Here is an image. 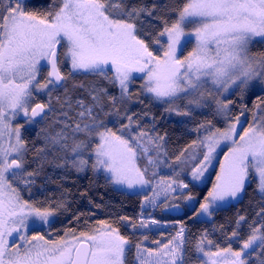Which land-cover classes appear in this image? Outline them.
<instances>
[{"label":"snow or ice","instance_id":"6c2138e0","mask_svg":"<svg viewBox=\"0 0 264 264\" xmlns=\"http://www.w3.org/2000/svg\"><path fill=\"white\" fill-rule=\"evenodd\" d=\"M190 38L195 44L183 55ZM258 43H264V0H53L50 5L0 0V264H187L184 222L166 243L151 245L147 235L133 243L103 220L92 234L82 232L71 240L50 243L39 233L29 238L25 230L50 227L70 205L66 189L47 199L46 207L24 200L21 192H31L47 165L60 170L56 178L46 177L58 189L73 173L103 172L107 182L128 189L151 186L141 208L156 207L161 192L188 184L171 177L157 181L150 169L170 167L179 176L190 167L192 180L199 181L222 142L231 147L193 218L211 219L218 202L238 200L252 176L258 178L261 200L251 221L238 214L230 233L224 225L214 229L224 234L222 242L205 230L192 248L199 264H264V100L241 134L237 126L243 122L239 115L231 117L233 101L227 99L237 89L243 97L255 82L264 84V53L251 50ZM133 72L144 74L141 95L167 105L165 112L191 118L196 110L209 109L227 127L216 128L213 119L201 121L192 129L196 139L170 161L168 133L158 131L157 117L128 106L134 99ZM75 73L102 77L120 94L93 83L74 85L73 91L84 92L73 95L66 84ZM61 88L63 97L56 95ZM42 95L48 99L36 102ZM245 111L242 107L240 115ZM30 126H41L31 141L25 135ZM141 160L147 161L143 168ZM120 220L134 230L159 225L154 219Z\"/></svg>","mask_w":264,"mask_h":264},{"label":"trees","instance_id":"16d2710c","mask_svg":"<svg viewBox=\"0 0 264 264\" xmlns=\"http://www.w3.org/2000/svg\"><path fill=\"white\" fill-rule=\"evenodd\" d=\"M39 2L44 5H50L53 3V0H39ZM149 2H151V0H149ZM164 2H167V0H164ZM176 2L182 3V0H176ZM187 50L188 46L184 49V52ZM252 52L255 51L252 50ZM44 72L41 81H43ZM64 72L67 73V71ZM109 75L111 76L112 73L109 72ZM132 76L133 79L130 83V90L134 99L127 102L128 106L131 112H149L151 115L157 117L158 131L162 133L166 131L168 133L167 147L169 151V160H171L174 155L178 154L182 148L190 144L192 140L196 139L197 133L192 131V129L201 121L213 119L216 128H223V122L219 117L213 118L209 109L196 111L191 118L181 117L179 119L167 120L168 118H166L165 115L167 114L168 116V113L165 114L162 105L154 101L151 95L146 92L141 95V85L144 83V74L133 72ZM93 83H98L100 87L107 89L111 95L119 96L120 94L118 86L108 83V81L104 80L102 77L91 74L75 73L69 76L66 86L73 95H81L84 89L73 91V86L84 85L85 88H88ZM63 94V88L56 93V95H60L61 97H63ZM136 96H139V99L143 102H138L135 99ZM47 99L48 97L45 95L43 98L37 99L36 102L46 101ZM104 100L105 103H107V97H105ZM233 100L234 105L232 106L231 114L239 109L240 104L236 97H233ZM261 100H264V91L260 93L254 92L247 97L244 106L247 109L246 116L248 123L251 121L253 113L255 112V106L260 104ZM53 104L57 108L59 107L55 100H53ZM261 107H264V105H261ZM145 122L147 123L149 121ZM41 126L47 127L46 124ZM41 126H30L29 131L25 133L30 141L36 138V133L40 131ZM140 165L142 166V160L139 161V166ZM32 167H36V165L33 164ZM58 175H60V170H54L45 165L44 172L41 174L40 178L37 179L31 192L27 189L21 192V196L24 200L41 207H46L47 199L59 197L61 192H64L65 189L67 190L65 199L70 207L67 211L58 213L52 218L49 229L53 234L59 236L67 231L76 234H81L82 232L91 233L94 228L99 226V221L103 220L111 223L113 227H117L122 235L129 237L133 242L135 239L141 237L139 232L132 233L130 231L129 227H131V225L127 221L120 220V217H129L138 223L143 213L141 208L143 197L141 195L127 194L119 191L112 187L104 177L96 176L90 171L79 175L73 173L71 178L64 182L63 188L58 189L56 184L49 183L46 180L47 176L56 178ZM209 188V183H207L199 189L191 187L188 192L192 195H199L198 201L201 203L208 193ZM81 193L86 194L81 195ZM260 200L261 195L258 191L257 183L251 178L246 185L245 191L241 194V197L227 207L215 210L211 220H192L189 217L175 219L174 217L168 216L172 221L184 222L188 228L187 235L189 237V246L187 251V264H193L198 261L192 245L201 233L207 230L211 239L222 242L224 240V234L218 230L214 231V229H219L221 225H224L226 232L230 233L238 214L246 215L249 221H251ZM95 205H100V207L97 208ZM77 216H79V220L76 219ZM243 231L244 233L247 232L246 225ZM236 244L237 243L233 245L234 248H237ZM224 246L227 245L225 244Z\"/></svg>","mask_w":264,"mask_h":264},{"label":"rangeland","instance_id":"374dc122","mask_svg":"<svg viewBox=\"0 0 264 264\" xmlns=\"http://www.w3.org/2000/svg\"><path fill=\"white\" fill-rule=\"evenodd\" d=\"M190 30V27H189ZM192 43L188 45V50L186 52H184L183 55H187L188 51H191L192 46L195 44V39L194 38H190ZM259 39V38H257ZM66 49H61V52L65 51ZM251 50L255 51L252 52L254 55H258L260 53H264V43H258V44H254L251 47ZM70 69V62H68L67 64H65L63 66V70L64 71H69ZM44 77L47 75V71L44 72ZM132 75V74H131ZM133 77V76H132ZM131 87V84H130ZM264 91V84H260L259 82H255V86L254 87H250L249 90L243 95V97H241L240 94V90L237 89L236 91L232 92L231 95H229L227 97L228 100L233 101L232 106L234 105V100L233 97H236L237 100L239 101V109H237L236 111L233 112V114L230 113L231 117L234 119L235 116H240V118H243L244 115H240L241 113V109L242 107L246 108L244 106V103L247 99V97L249 96V94H253L254 92H261ZM45 95L39 96L37 97V99H41L43 98ZM158 104L162 105L164 107V109L167 107V105H164L162 103L157 102ZM231 106V107H232ZM199 111V110H196ZM167 112H165L166 114ZM246 114V111L244 112ZM166 118H168L167 120H174V119H179L181 118V116H177L175 114H169L168 116L167 114L165 115ZM22 117V114H21ZM220 120H222L223 122V128L221 130H223L225 127H227V123L225 122V120L223 119V117H219ZM111 119L115 120L114 117H112ZM19 122L23 123V119H19ZM109 127H112V123L108 124ZM116 127H119V125L117 124ZM248 127V125L242 127L240 129V133H243L244 128ZM206 133L201 132L200 135H205ZM238 139V137H236ZM231 147L230 142H222L220 147L217 149L218 151L223 150L225 153H227L229 151V148ZM217 156V153H216ZM222 158L219 160L217 157L213 160L212 165L209 166L208 170L205 172L204 176L201 178V180L199 181H194L192 180L191 177V168H187L185 169L179 176H174L173 173V169L170 167H165V166H160L158 168H152L149 170V176H151V172L155 171L157 173L156 176V180L158 181L161 177L164 178H174L177 180H182L184 183L188 184V188L187 189H177L175 192H169L168 194H165L163 192H161L160 196L157 199V205L156 207H153L151 205L146 206L145 208L142 209V215L141 218H144L146 220H157L159 221V225H151L150 228L148 229H133L132 227H129L130 231L132 233L134 232H139L141 237L138 239H135V241L133 243H135L136 241L142 239V237L144 235L148 236V241L146 243H148L149 245H151L152 241H163V242H167L168 239L171 238V236L175 235L176 231H178L180 223L176 220H170V218L168 217V215L162 214L161 210L163 208H166L165 205L170 206V205H182V207L184 206L187 213H188V217L192 220H211L207 217L201 216L200 218H193L192 214L193 211L195 209L199 208V205L197 204L198 202V198L199 195H192L195 197L194 201H187L184 199V197L191 195L189 192H187V190L189 189V187H197V188H201L202 186H204L205 184H207V181L209 180V178L212 176L214 168H216V173L218 174L220 172V165L221 162L225 160V155L223 156V154L221 155ZM171 161V160H170ZM147 161L146 160H142V166L140 165L141 168H143L146 165ZM91 172V171H90ZM92 173V172H91ZM84 174V173H81ZM93 174V173H92ZM96 176H102L104 177L103 172L95 174ZM216 176L214 177L213 174V179L214 182L212 183L211 187L209 188L210 190L213 187V184L216 182ZM255 180V182L257 183V187H258V178L255 176L249 177V181L250 179ZM111 184V183H110ZM112 187L118 189L119 191L125 192L127 194H136V195H141L144 198V195H151L152 194V189L151 186H149L146 190H141L139 188H135V189H128L127 187L123 186V185H115V184H111ZM259 191V190H258ZM260 193V192H259ZM261 195V193H260ZM207 196V195H205ZM234 201H228V202H218V207L216 210L227 207L229 204L233 203ZM212 218V217H211ZM139 222V221H138ZM30 223H31V218H30ZM100 227V225L98 226ZM97 227V228H98ZM37 233H39L40 235H44L45 240H48L50 243L52 241H56V242H60L63 240H71L73 238V236H80V234H76V233H72V232H65L59 236H57L56 234H53V232L49 229V227L46 228H40L38 226H33L31 229L25 230V234L31 238L34 235H37ZM89 234H92L89 233ZM15 235V234H14ZM18 242V240H17ZM37 243H43L42 241H39ZM236 247H239V242H237ZM193 264H199V262L197 261L196 263Z\"/></svg>","mask_w":264,"mask_h":264},{"label":"flooded vegetation","instance_id":"af4514ba","mask_svg":"<svg viewBox=\"0 0 264 264\" xmlns=\"http://www.w3.org/2000/svg\"><path fill=\"white\" fill-rule=\"evenodd\" d=\"M44 71H45V72L47 71L46 68H45ZM257 93H260V92H257ZM243 115H244L243 118H240V120H241L242 122H244V123H243V127H244V126L248 125V119H247V116H246L245 113H244ZM221 121H222V120H221ZM223 150H224V149H223ZM223 150L217 152V156H216V157H217L219 160L222 158V156H221L222 154H223V156L226 154ZM213 174H214V177H215V175H217V173H216V168H214ZM213 174H212V176L209 178V180L207 181V183H209V187H211L212 183L214 182ZM215 179H216V178H215ZM192 188H193V187H192ZM195 188H197V187H195ZM189 189H190V187H189ZM189 189H188V190H189ZM198 189H199V188H198ZM188 190H187V192H188ZM209 191H210V189H209ZM209 191H208V192H209ZM207 194H208V193H207ZM207 194H206V195H207ZM191 195H192V194H191ZM197 196H198V195H197ZM203 201H204V198H203ZM203 201H202V202H203ZM202 202H201V203H202ZM197 204L200 205L199 201L197 202ZM174 205H175V204H174ZM170 206H172V205H170ZM179 206L182 207V205H180V204H179ZM182 209H183V214H182L180 217H177V218H175V219L185 218V217L187 218V217L189 216L184 206L182 207ZM161 211H162V210H161Z\"/></svg>","mask_w":264,"mask_h":264},{"label":"water","instance_id":"95a60500","mask_svg":"<svg viewBox=\"0 0 264 264\" xmlns=\"http://www.w3.org/2000/svg\"><path fill=\"white\" fill-rule=\"evenodd\" d=\"M47 70V69H46ZM244 123V122H243ZM239 131L242 127H240L239 125L237 126ZM174 206V205H173ZM173 206H170V207H167V208H164L162 210V213L163 214H167L169 215L170 217H174V218H177V217H180L182 214H183V209L182 207H173Z\"/></svg>","mask_w":264,"mask_h":264},{"label":"bare ground","instance_id":"6f19581e","mask_svg":"<svg viewBox=\"0 0 264 264\" xmlns=\"http://www.w3.org/2000/svg\"><path fill=\"white\" fill-rule=\"evenodd\" d=\"M205 111V110H204Z\"/></svg>","mask_w":264,"mask_h":264}]
</instances>
